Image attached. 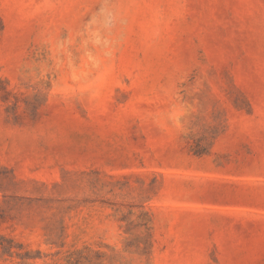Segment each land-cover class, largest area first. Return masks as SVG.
Segmentation results:
<instances>
[{"label":"rangeland","instance_id":"rangeland-1","mask_svg":"<svg viewBox=\"0 0 264 264\" xmlns=\"http://www.w3.org/2000/svg\"><path fill=\"white\" fill-rule=\"evenodd\" d=\"M0 264H264V0H0Z\"/></svg>","mask_w":264,"mask_h":264}]
</instances>
